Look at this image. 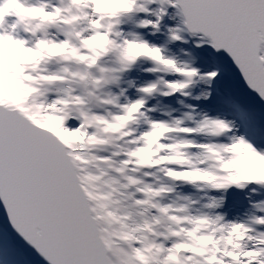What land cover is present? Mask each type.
<instances>
[{
  "label": "snow or ice",
  "instance_id": "obj_1",
  "mask_svg": "<svg viewBox=\"0 0 264 264\" xmlns=\"http://www.w3.org/2000/svg\"><path fill=\"white\" fill-rule=\"evenodd\" d=\"M0 264H264V0H0Z\"/></svg>",
  "mask_w": 264,
  "mask_h": 264
}]
</instances>
